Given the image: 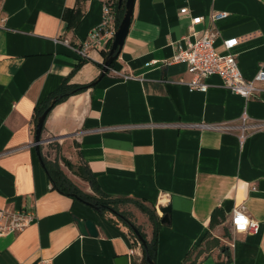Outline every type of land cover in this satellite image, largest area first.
I'll use <instances>...</instances> for the list:
<instances>
[{
  "label": "crops",
  "instance_id": "0c3cea01",
  "mask_svg": "<svg viewBox=\"0 0 264 264\" xmlns=\"http://www.w3.org/2000/svg\"><path fill=\"white\" fill-rule=\"evenodd\" d=\"M104 1L117 0H0V206L34 214L21 231L0 236V264H116L119 255L141 262L128 224L51 188L37 160L34 106L64 78L89 86L49 110L40 154L52 161L41 145L56 140L62 157L92 175L95 189L80 178L87 195L120 200L117 211L146 239L152 223L136 204L152 209L159 223L152 264H264V84L244 99L213 74L204 92L190 90L183 63H161L172 43L183 45L189 17L202 16L192 26L200 30L210 11H225L214 23V44L220 50L221 39L237 37L238 69L252 78L264 69V0H134L113 66L90 85L112 38L84 56L76 48L98 24ZM242 112L260 126L243 137L238 127L193 126L238 125ZM165 206L168 222L160 223ZM235 206L257 222L255 234L229 232ZM74 217L90 220L96 235L80 234Z\"/></svg>",
  "mask_w": 264,
  "mask_h": 264
},
{
  "label": "built area",
  "instance_id": "2783aa9c",
  "mask_svg": "<svg viewBox=\"0 0 264 264\" xmlns=\"http://www.w3.org/2000/svg\"><path fill=\"white\" fill-rule=\"evenodd\" d=\"M114 2L104 1L101 6V18L97 25L90 29L86 39L76 48L80 55H86L87 49L100 45L101 41L111 39L116 25L114 19ZM180 14H188L185 7L179 9ZM227 15L225 11H210L207 14L208 26L195 30L192 26L202 21V16L189 17L187 33L181 38L183 45L178 41L172 43L173 52L171 57L161 63H183L186 72L190 75L186 85L190 90L204 92L207 88L205 78L209 75H217L222 85L230 92L241 96L244 99L252 96L258 90L256 84H264V69L259 67L252 78L242 77L236 61L233 48L237 45V37H227L220 41V50L215 46V39L218 37V30L214 23ZM4 20L3 17L0 19ZM66 43V40H61ZM155 63L152 60L146 65ZM122 79L130 78L131 75L119 74ZM238 125L225 123H195L193 126L205 129L220 131L232 130L238 127L239 137H243L247 129L259 128V125L249 124L248 117L242 112ZM34 218L31 211L16 209L13 207L0 206V236L14 234L26 227ZM230 233L255 234L258 231V224L254 219L248 217L242 206H235L231 209L228 220Z\"/></svg>",
  "mask_w": 264,
  "mask_h": 264
},
{
  "label": "trees",
  "instance_id": "16d2710c",
  "mask_svg": "<svg viewBox=\"0 0 264 264\" xmlns=\"http://www.w3.org/2000/svg\"><path fill=\"white\" fill-rule=\"evenodd\" d=\"M114 10H115V22L117 24L122 14V7L121 6L117 7V1L114 2ZM113 63H114V60L111 62L110 67L113 66ZM88 86H89L88 84H68L66 79L64 78L62 82H60L59 85L52 92H50L45 97H43L34 106V120L43 111V109H45L49 105L51 100L54 101L52 105L53 107L55 104L64 100L67 96L80 92L84 90L85 88H87ZM41 158L43 162V169L46 173L48 180L50 181L51 188H53L54 190H56L57 192L63 195H67L70 197H72V194H75L76 196L80 197L82 200L91 202L97 205L98 207L100 206L102 209L107 208V209L114 211V214H116L120 218V220H122L126 224H130L134 226L138 230V233L140 237L142 238V240H144V245L140 243V247L142 251V258L139 264H146L145 256H147L151 261H153L154 249H155V231L159 223H158V218L152 209L146 208L140 204H136V206L140 209V211L143 212L147 216L148 220L152 223V227H153L152 235L150 239H146L145 234L140 230L138 226L134 225L133 222L127 219L126 214H124L122 211H117L116 204L118 202H121L120 200L117 201L115 199H97L87 194L80 193L77 187L63 173L57 161H49L45 159L44 157H42V155H41ZM63 164L66 165L67 167H70L69 163L66 162L64 159H63ZM76 174L81 179L90 182L92 189L93 188L95 189L94 179L86 166L84 167L78 166ZM123 201H126V200H123ZM214 211L215 209L212 210L210 218H209L210 226L213 225ZM214 220L217 221L216 219ZM225 231L227 230L225 229ZM130 233H131L130 236L134 238L135 240H137V237L134 235V233L131 231ZM188 264H194V260L191 262H188Z\"/></svg>",
  "mask_w": 264,
  "mask_h": 264
},
{
  "label": "water",
  "instance_id": "95a60500",
  "mask_svg": "<svg viewBox=\"0 0 264 264\" xmlns=\"http://www.w3.org/2000/svg\"><path fill=\"white\" fill-rule=\"evenodd\" d=\"M133 2H134V0H117V7H120V6L122 7V14H121V16H120V18L116 24V28L114 30V34H113V37L111 39L109 48H108L107 53H106V55L102 61L100 72H99L97 78L94 81H92L90 83V85H94L96 83V81L98 79H100L106 73L111 62L113 60H115V58L118 54V51L122 45V42L124 40V37L126 36V33H127L128 25L130 22V17L132 14ZM53 102H54L53 100L50 101L49 105L45 109H43V111L35 118V123H34L33 147H34V152L37 156V160H38V162L42 168H43V162H42V158H41V154H40L39 144L41 142H43V139L40 135H41L44 119H45L47 113L49 112V110L51 109ZM72 197L74 199L84 203L85 205L93 208V209L98 208L97 205H95L91 202L82 200L80 197L76 196L75 194H72ZM167 211H168L167 206L160 208V212L162 214V216L160 217V220H159L160 223L168 222L167 214H166ZM112 212H114V211H112ZM74 221L76 223L77 229H78L80 234L91 235V236L96 235V230L94 228L93 223L90 220L78 219L77 217H74ZM128 226L130 227V229L132 230L134 235L137 237L139 243L144 245V240H142V238L140 237L138 230L130 224H128ZM145 262H146V264H152V261L147 256H145ZM115 263L116 264H128L127 255L117 256L115 258Z\"/></svg>",
  "mask_w": 264,
  "mask_h": 264
},
{
  "label": "rangeland",
  "instance_id": "374dc122",
  "mask_svg": "<svg viewBox=\"0 0 264 264\" xmlns=\"http://www.w3.org/2000/svg\"><path fill=\"white\" fill-rule=\"evenodd\" d=\"M57 143L58 142L56 140H50L49 142L44 143L41 146H43L46 149L50 150V152L52 154H54V156L52 157V161H57V163H58L59 167L62 169L63 173L66 174L67 176H69V178L71 179V182L77 187V189L79 190V192L80 193H84V194H88V193H86L84 191V189H85L84 182L76 174L77 168H78V164L72 158L62 157L59 154V148H57V146H56ZM63 159L66 162L69 163V166L70 167H67L66 165L63 164Z\"/></svg>",
  "mask_w": 264,
  "mask_h": 264
}]
</instances>
